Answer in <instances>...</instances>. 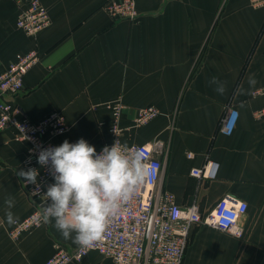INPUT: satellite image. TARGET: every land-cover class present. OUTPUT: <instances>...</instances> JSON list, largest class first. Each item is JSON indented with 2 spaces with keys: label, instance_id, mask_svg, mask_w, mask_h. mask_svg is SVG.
<instances>
[{
  "label": "crops",
  "instance_id": "0c3cea01",
  "mask_svg": "<svg viewBox=\"0 0 264 264\" xmlns=\"http://www.w3.org/2000/svg\"><path fill=\"white\" fill-rule=\"evenodd\" d=\"M25 1L0 0V72L17 54L34 49L40 58L22 89L3 98L33 122L58 111L69 128L55 146L83 138L97 151L113 140L106 103L120 98L123 143H168L159 186L180 207L196 204L203 215L225 196L247 203L242 237L195 224L182 264H264V7L249 0H134L138 16L115 19L106 0H40L49 24L33 37L16 26ZM213 75L227 82L223 95L209 86ZM150 104L160 114L135 126L137 109ZM233 111L234 128L225 134L219 121ZM14 137L12 127L0 131V264H44L58 245L77 244L54 221L16 240L8 234L14 223L7 221V197L16 221L35 208L16 175L26 171L28 143ZM207 160L217 165L214 178L191 174ZM82 264L114 262L90 250Z\"/></svg>",
  "mask_w": 264,
  "mask_h": 264
},
{
  "label": "built area",
  "instance_id": "2783aa9c",
  "mask_svg": "<svg viewBox=\"0 0 264 264\" xmlns=\"http://www.w3.org/2000/svg\"><path fill=\"white\" fill-rule=\"evenodd\" d=\"M254 7H264V0H249ZM106 13L112 18L134 19L138 11L134 0H106ZM49 24V13L40 0H26L20 6L16 26L26 35L35 37ZM39 53L32 49L17 54L15 59L0 72V131L13 128L15 140L28 143L24 159L26 171L38 169V184L22 185L28 195L35 200V208L23 219L16 221L8 234L16 240L20 234L39 226L43 221L41 213L45 205L47 186L54 183L50 165L41 167L37 160L39 152L54 147L53 139L67 132L69 126L58 111H52L37 122L23 115L20 109L7 102L3 95H16L23 87L24 76L39 60ZM106 106L112 111V124L109 132L116 141L127 145L120 139L119 126L124 103L120 98L109 101ZM264 113V109L259 114ZM160 114L155 105L139 107L134 117V125L142 126ZM236 112L224 113L219 121V129L230 134L236 122ZM131 150H140L149 163L152 175L139 187L134 196L121 206L111 219L101 240L91 247L77 245L72 250L57 246L55 252L44 264H82L90 250L110 258L114 264H182L184 251L190 238L192 226L201 224L216 228L235 237L243 236L240 219L247 210V203L231 197H222L205 214H200L196 204L180 207L172 193L159 186L163 159L167 155L168 143L161 138L140 144H128ZM102 149L98 150L99 153ZM188 156H191L188 153ZM217 165L206 161L200 167L191 169L197 177L214 178ZM37 200V201H36ZM50 202V201H49Z\"/></svg>",
  "mask_w": 264,
  "mask_h": 264
},
{
  "label": "clouds",
  "instance_id": "9594fccd",
  "mask_svg": "<svg viewBox=\"0 0 264 264\" xmlns=\"http://www.w3.org/2000/svg\"><path fill=\"white\" fill-rule=\"evenodd\" d=\"M226 81L213 75L209 86L218 94L226 91ZM248 83L257 81L252 75ZM243 106V105H241ZM41 167L50 165L54 183L47 186L43 223L54 221L55 229L65 240L81 247H91L102 239L111 219L152 175L149 163L140 150H131L116 141L98 153L95 146L80 138L75 143L65 140L59 146L42 149L38 155ZM38 169H21L16 175L26 183L38 184ZM50 201V202H49ZM8 223H15L11 211L15 201H4Z\"/></svg>",
  "mask_w": 264,
  "mask_h": 264
}]
</instances>
